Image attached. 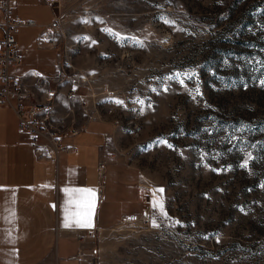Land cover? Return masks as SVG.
Here are the masks:
<instances>
[{
  "label": "rangeland",
  "instance_id": "1",
  "mask_svg": "<svg viewBox=\"0 0 264 264\" xmlns=\"http://www.w3.org/2000/svg\"><path fill=\"white\" fill-rule=\"evenodd\" d=\"M52 7L57 79L75 95L62 111L74 109L84 126L108 124L110 155L139 171L149 216L136 225L126 218L95 240L84 235L69 245L81 254L74 260L264 264V0ZM39 72L55 75L53 67Z\"/></svg>",
  "mask_w": 264,
  "mask_h": 264
},
{
  "label": "crops",
  "instance_id": "2",
  "mask_svg": "<svg viewBox=\"0 0 264 264\" xmlns=\"http://www.w3.org/2000/svg\"><path fill=\"white\" fill-rule=\"evenodd\" d=\"M16 14L38 27L17 33L24 61L14 73L36 71L45 79L58 80V52L38 46L42 31L56 20L54 8L47 0H19ZM50 67L55 70L52 78L39 72ZM67 93L61 92V113ZM19 123L12 108L0 107V264H81L74 260L81 254L73 255L69 247L74 244L61 242L63 235L81 231L87 235L89 229L105 232L142 214L140 173L110 155L106 123L90 122L77 136H67L63 144L73 147L74 153H60L56 160L38 155L36 147L45 146L46 140L21 133ZM79 190L95 192L90 226L65 227V209L77 211L72 201L81 196Z\"/></svg>",
  "mask_w": 264,
  "mask_h": 264
},
{
  "label": "built area",
  "instance_id": "3",
  "mask_svg": "<svg viewBox=\"0 0 264 264\" xmlns=\"http://www.w3.org/2000/svg\"><path fill=\"white\" fill-rule=\"evenodd\" d=\"M19 0H0V107L12 108L19 116L21 133L33 135L35 140H46L45 146H37L36 153L49 159H57L60 153L73 151L71 146L63 144L67 136H77L84 129L77 118L76 111L67 107L64 112L60 108V80L51 82L36 71L17 75L13 70L23 63L24 57L16 38L21 28H34L38 25L32 20H24L16 14ZM33 2L34 0H27ZM56 0H47L53 6ZM57 20L42 31L38 38V46L44 49H56L60 43ZM60 62V60H59ZM73 93L68 91L64 96L67 102L73 101ZM128 223L136 225L147 223V212L131 215ZM97 229L86 230L87 235L96 239ZM83 231L70 236L69 243L77 241L78 247L84 239ZM72 245V244H71Z\"/></svg>",
  "mask_w": 264,
  "mask_h": 264
},
{
  "label": "snow or ice",
  "instance_id": "4",
  "mask_svg": "<svg viewBox=\"0 0 264 264\" xmlns=\"http://www.w3.org/2000/svg\"><path fill=\"white\" fill-rule=\"evenodd\" d=\"M87 23L88 21H84ZM109 33H111L115 38H122L119 33H112L111 29H108ZM36 75H40L39 73H36ZM190 78V77H189ZM183 83V81H180ZM261 85L264 86V80L260 81ZM140 103H143L142 101H139ZM117 103L122 104L123 101H117ZM166 143V141H165ZM171 147V145H169ZM252 159V154L246 153V158L244 163L241 165L242 167H247L248 161ZM264 186V185H262ZM81 192V196L78 197L77 199L73 200L72 203L76 204L77 211L75 212H69V210L66 208L65 209V227H71L73 223H75L77 226L80 227H87L90 226L91 222V216L95 208V192L93 190H79ZM156 191H159L160 193H163V189H158ZM153 207H157V202L155 199V193H153ZM160 211L162 214L166 215V213H163V205H159ZM11 215H14L12 213ZM154 227H158L157 224H153Z\"/></svg>",
  "mask_w": 264,
  "mask_h": 264
},
{
  "label": "bare ground",
  "instance_id": "5",
  "mask_svg": "<svg viewBox=\"0 0 264 264\" xmlns=\"http://www.w3.org/2000/svg\"><path fill=\"white\" fill-rule=\"evenodd\" d=\"M54 50H56V49H54ZM24 61V60H23ZM54 80L52 79L51 80V82H53ZM59 96H61V93H60V95ZM69 152H71V151H69ZM56 160V159H55ZM126 222H128V221H126ZM84 236V235H83Z\"/></svg>",
  "mask_w": 264,
  "mask_h": 264
}]
</instances>
